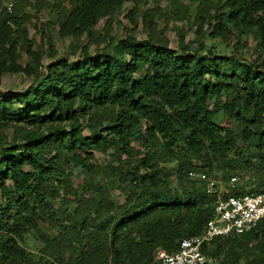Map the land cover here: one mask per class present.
<instances>
[{
  "label": "trees",
  "instance_id": "16d2710c",
  "mask_svg": "<svg viewBox=\"0 0 264 264\" xmlns=\"http://www.w3.org/2000/svg\"><path fill=\"white\" fill-rule=\"evenodd\" d=\"M126 1L142 40L110 32ZM189 1L193 13L169 0L171 16L138 9L144 0H32L31 16L20 0L2 15L0 81H32L0 90V132L11 130L0 133V264H155L157 251L172 252L211 217L205 180L189 174L221 172L222 182L253 174L248 186L236 183L239 194L264 192V73L200 41L250 35L264 55V0ZM43 10L71 59L57 57L46 36L45 47L27 38L24 24ZM169 18L194 26L193 51L180 33L169 47ZM219 113L229 127L218 126ZM94 153L109 161L95 163ZM202 252L223 264H264V220Z\"/></svg>",
  "mask_w": 264,
  "mask_h": 264
},
{
  "label": "rangeland",
  "instance_id": "374dc122",
  "mask_svg": "<svg viewBox=\"0 0 264 264\" xmlns=\"http://www.w3.org/2000/svg\"><path fill=\"white\" fill-rule=\"evenodd\" d=\"M28 5L24 6V12L31 16L33 11L29 6L32 3V0H25ZM181 5L190 6L193 13L194 5H190L189 0H179ZM64 7L67 9L68 6L64 4ZM132 7V3L126 1L122 4L120 10L113 15L112 25H111V34L114 38H124L125 36L131 35L136 40H142L145 38V31L141 27L139 15L129 21L126 18L125 14ZM160 9L165 12L167 16H171V7L169 0H144V2L139 3L138 9ZM53 15L46 10L39 12L35 18H30V21L24 24V27L27 31V38L31 40L34 47L42 46L45 47V36L48 37L54 46V49L57 53V57H65L71 59V57L66 54L69 40L67 38H60L56 31V25L47 26L45 25L47 21H52ZM158 28L163 27V21L161 19H156ZM102 26V21H99L92 29L94 31H99ZM205 29V26L203 27ZM206 33V30H204ZM183 36V42L186 43L188 48L193 51L197 47V39L194 36V26L189 22H173L170 18L167 19V26L164 31V36L169 42V47L172 49L177 48L178 34ZM206 45V48L209 49L213 55L217 57L230 58V59H242L249 62L256 71L261 74L264 73V55H260L256 50L255 40L250 35H240L236 36L234 33L225 39H208L206 36L202 37L200 40ZM90 53L93 52V47L88 49ZM50 59L43 57L42 63L46 65ZM27 62L26 57L22 54L19 63L22 65ZM230 67H232L230 65ZM32 81V77H25L22 74H5L2 76L0 81V90L5 92L6 90H11L18 92L25 89ZM224 100V98H222ZM219 127H229L230 121L223 116L222 114L216 115L215 119ZM1 135L5 137H10L11 130H3L0 132ZM86 134V131L83 132ZM136 149H139L138 146H135ZM93 161L97 164H106L109 161V158L103 156L99 153H94ZM214 175L217 179L222 175L221 172H216ZM238 180V184L248 186L247 181H251L254 177L253 174L247 173H233ZM255 178V177H254ZM76 181L80 182L79 178H74ZM73 179V182H74ZM172 181L174 180V175L171 176ZM216 179V180H217ZM30 245H33L31 243ZM33 247V246H32Z\"/></svg>",
  "mask_w": 264,
  "mask_h": 264
},
{
  "label": "built area",
  "instance_id": "2783aa9c",
  "mask_svg": "<svg viewBox=\"0 0 264 264\" xmlns=\"http://www.w3.org/2000/svg\"><path fill=\"white\" fill-rule=\"evenodd\" d=\"M18 1L0 0V23L3 14L13 13ZM189 177L205 180L206 193L213 197L211 217L200 234L181 239L172 252L157 251L155 264H223L221 256L205 255L202 249L215 239L239 237L264 220V192L239 194L235 176L226 182L202 175Z\"/></svg>",
  "mask_w": 264,
  "mask_h": 264
}]
</instances>
